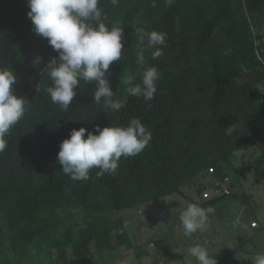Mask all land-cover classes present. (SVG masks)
Segmentation results:
<instances>
[{
  "label": "trees",
  "instance_id": "16d2710c",
  "mask_svg": "<svg viewBox=\"0 0 264 264\" xmlns=\"http://www.w3.org/2000/svg\"><path fill=\"white\" fill-rule=\"evenodd\" d=\"M152 2L98 5L106 25L116 24L125 34L121 60L107 74L113 99L123 105L113 112L93 102L95 82L83 80L67 111L53 104L47 67L39 72L25 58L35 53L47 66L58 53L33 31L28 3L0 0V68L14 71V94L28 99L0 152V264H105L120 251L141 261L149 251L134 244L122 211L179 195L212 208L209 216L225 223L230 208L242 201L230 173L235 152L264 134V87H254L264 85V32L258 24L264 0H174L171 7L165 0H156V7ZM139 29L166 34L162 56L153 60L146 51L143 67L135 58ZM151 66L160 75L154 99L128 95L123 81L140 83ZM132 118L152 138L140 154L121 157L115 175L97 177L94 168L88 180L74 181L64 174L57 156L72 129L127 126ZM232 124L237 130L227 135ZM255 165L264 166L263 148ZM216 183L229 192L204 199L202 193ZM223 251L225 260L249 252L241 244Z\"/></svg>",
  "mask_w": 264,
  "mask_h": 264
},
{
  "label": "clouds",
  "instance_id": "9594fccd",
  "mask_svg": "<svg viewBox=\"0 0 264 264\" xmlns=\"http://www.w3.org/2000/svg\"><path fill=\"white\" fill-rule=\"evenodd\" d=\"M118 6L119 0H110ZM27 13L36 35L47 39L49 46L58 53L47 64V74L52 86L47 88L51 102L61 111H67L77 95V86L81 80L95 82L92 93L93 102L118 112L122 107L119 100H114V92L107 78L110 65L121 60L124 49V29L116 24L106 25L107 15L98 7L100 0H27ZM174 0H165L171 7ZM152 6L156 7V0ZM139 46L135 52L136 63L146 64L145 52L151 50L153 60L162 56L159 46L165 45L166 34L157 31L137 32ZM39 60H37V63ZM160 79L157 67L151 66L142 72L140 83H133L128 77L123 81L128 85V95L143 97L145 101L154 99L157 91L156 82ZM17 76L12 70L0 68V152L5 148V136L26 112L28 99L14 94ZM254 87L261 91L264 85ZM237 124L225 130L232 135ZM87 134V136H86ZM86 136V138H85ZM152 133L138 118H132L127 126L96 125L94 131L81 127L72 129L69 138L60 144L57 162L64 174L74 181L88 180L90 170L99 171L97 177L105 173L115 175L121 157L127 159L140 154L150 143ZM212 208H203L190 203L180 213L179 220L183 235L191 237L201 229ZM253 223V222H252ZM252 225V224H251ZM187 255L195 258L196 264H217L206 247L196 244L188 247ZM252 264H264V253H257Z\"/></svg>",
  "mask_w": 264,
  "mask_h": 264
},
{
  "label": "rangeland",
  "instance_id": "374dc122",
  "mask_svg": "<svg viewBox=\"0 0 264 264\" xmlns=\"http://www.w3.org/2000/svg\"><path fill=\"white\" fill-rule=\"evenodd\" d=\"M23 1L27 4V0H20ZM258 24L264 32V18ZM25 63L39 72L46 68L44 61L35 53L27 55ZM262 148L264 134L254 144L235 152L230 180L240 185L235 190L240 193L242 201H237L230 208L225 223L207 214L204 226L190 238L185 237L179 216L190 202L179 195L124 210L121 215L134 244L141 245L149 254L138 261L133 254L125 251L126 255H122L120 251L105 264H196L195 258L187 255L188 247L196 244L206 247L210 255L216 258L217 264H252L251 260L257 253H264V166L255 165ZM250 219L258 225L252 226V222L249 225L247 222ZM255 229L259 230L256 232ZM239 244L249 252L225 260L223 250L232 251ZM161 250H167L169 254L163 255L159 252ZM50 252L55 255L54 251Z\"/></svg>",
  "mask_w": 264,
  "mask_h": 264
},
{
  "label": "built area",
  "instance_id": "2783aa9c",
  "mask_svg": "<svg viewBox=\"0 0 264 264\" xmlns=\"http://www.w3.org/2000/svg\"><path fill=\"white\" fill-rule=\"evenodd\" d=\"M214 172V169L213 168H210L209 169V173H212ZM228 179L226 178L225 181H227ZM216 186L215 188H209V189H206L202 195H203V198L204 199H208V198H211L213 195H220V194H223V193H228L229 192V188L224 185V184H218L216 183ZM258 224L256 223V221H253L252 223V226H257Z\"/></svg>",
  "mask_w": 264,
  "mask_h": 264
}]
</instances>
